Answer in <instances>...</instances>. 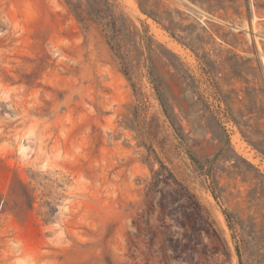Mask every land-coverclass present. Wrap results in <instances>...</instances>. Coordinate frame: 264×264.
I'll use <instances>...</instances> for the list:
<instances>
[{
	"label": "rangeland",
	"instance_id": "374dc122",
	"mask_svg": "<svg viewBox=\"0 0 264 264\" xmlns=\"http://www.w3.org/2000/svg\"><path fill=\"white\" fill-rule=\"evenodd\" d=\"M116 2L0 0V264H264V0Z\"/></svg>",
	"mask_w": 264,
	"mask_h": 264
},
{
	"label": "trees",
	"instance_id": "16d2710c",
	"mask_svg": "<svg viewBox=\"0 0 264 264\" xmlns=\"http://www.w3.org/2000/svg\"><path fill=\"white\" fill-rule=\"evenodd\" d=\"M81 29L95 26L121 64L127 58L126 35L131 28L116 0H63ZM133 36V34H132ZM143 37H140L142 40ZM145 38V37H144ZM143 38V39H144ZM150 40V37H146ZM148 51L150 47L147 46Z\"/></svg>",
	"mask_w": 264,
	"mask_h": 264
}]
</instances>
